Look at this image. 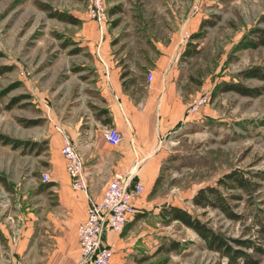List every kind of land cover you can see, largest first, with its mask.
Returning <instances> with one entry per match:
<instances>
[{
  "label": "rangeland",
  "instance_id": "obj_1",
  "mask_svg": "<svg viewBox=\"0 0 264 264\" xmlns=\"http://www.w3.org/2000/svg\"><path fill=\"white\" fill-rule=\"evenodd\" d=\"M107 2L109 30L121 31L138 45L142 40L135 33L143 31L142 28L148 27L155 36L167 37L169 31L177 30L179 23H188L200 14L202 24L197 30L187 29L192 36L199 32L205 34L191 39L182 36V45L188 51L180 61L187 89H201L210 96V101L201 107L203 121L197 124V132L191 130V134L175 141V150L164 162L156 187L150 192L155 208L144 215L140 227L142 232H148L145 237H151L152 245L141 252L136 264H227V258L206 248L205 241L193 229L179 221L164 223L160 211L171 196L176 197L184 208L231 240L249 237L254 232V216H264V79L244 74L254 67L264 72V44L249 43L253 37L250 31L264 28V0ZM113 2L128 4L121 9ZM130 2H136L137 6L130 7ZM194 2H200L202 7L198 15L192 14ZM88 3L89 0H0V66L10 67L0 75V133L30 143L14 147L0 141V173L7 177L9 188L16 185L14 181L18 178L41 177L50 172L48 142L53 127L50 96L59 82L64 85L67 70L77 69L81 61L91 63L88 52L68 53V48H75L70 35L83 29L82 20H91L87 15ZM42 4H48L49 10ZM111 6L121 13L113 15ZM55 10L66 15L76 14L82 19L79 24L66 22L50 15ZM138 16L135 22L133 18ZM60 53L64 61L58 60ZM92 70V67L86 69L91 73ZM231 82L259 89V93L244 95L223 90ZM17 97L19 100L7 108ZM32 120L39 122L32 123ZM231 171H238L259 184L251 194L219 186L234 209L244 215L242 219H231L218 208H201L186 202L200 188L218 186V179ZM5 190L9 191L0 182V203L7 196ZM172 241L177 248L172 249ZM259 257L260 264H264V253Z\"/></svg>",
  "mask_w": 264,
  "mask_h": 264
},
{
  "label": "crops",
  "instance_id": "obj_2",
  "mask_svg": "<svg viewBox=\"0 0 264 264\" xmlns=\"http://www.w3.org/2000/svg\"><path fill=\"white\" fill-rule=\"evenodd\" d=\"M113 3L121 9L128 4ZM136 4L130 2L129 6ZM111 7L113 15L121 13ZM200 16L179 23L167 37L142 28L135 33L142 40L140 45L121 31L111 32L110 22L101 32L96 21L82 20L83 29L70 35L75 48H68V53L88 52L91 63L85 58L80 67L67 70L64 85L59 82L51 92L50 181H43L42 176H25L13 180L16 185L4 191L7 196L0 203V264H87L81 257L78 227L86 219L89 203L102 197L117 173L130 174L134 181L143 180L145 192L136 200L138 213L123 232L106 230L104 243L115 244L113 264L140 261L141 252L152 245L151 237H145L148 232L140 227L144 215L155 208L150 192L156 187L164 162L175 150V141L191 134V130L196 133L197 124L203 121L202 109L189 111L203 91L187 89L180 61L187 50L181 43V27L196 31L202 24ZM133 20L138 21L139 16ZM60 54L58 60L64 61ZM89 67L92 73L86 71ZM151 72L154 76L149 81ZM58 126L64 128L83 156L87 191L72 184L61 153ZM109 126L117 127L123 135L117 146L106 139ZM193 196L186 202L192 203ZM170 199L162 207H183L176 197Z\"/></svg>",
  "mask_w": 264,
  "mask_h": 264
},
{
  "label": "built area",
  "instance_id": "obj_3",
  "mask_svg": "<svg viewBox=\"0 0 264 264\" xmlns=\"http://www.w3.org/2000/svg\"><path fill=\"white\" fill-rule=\"evenodd\" d=\"M191 9L193 15L201 13L200 2H194ZM87 15L91 20L98 23L100 31L103 32L110 19L107 0H89ZM181 33L186 39L192 38V32L184 26ZM106 74H109L107 67ZM153 76L152 72L149 73L148 80H152ZM209 101L210 96L202 94L193 101L189 111L192 113L197 112ZM57 130L62 134L61 153L65 159L66 170L72 184L76 189L87 191L88 184L86 182L83 156L64 128L58 126ZM105 136L113 146H117L123 138L122 133L115 126H109L106 129ZM42 177L43 181H50L49 173H44ZM133 178L130 174L117 173L108 182L102 197L89 203L86 219L78 227L83 263L113 264L115 244H105L104 234L106 230L117 233L123 232L128 221L138 213L136 200L145 192V182L141 179L134 182Z\"/></svg>",
  "mask_w": 264,
  "mask_h": 264
},
{
  "label": "trees",
  "instance_id": "obj_4",
  "mask_svg": "<svg viewBox=\"0 0 264 264\" xmlns=\"http://www.w3.org/2000/svg\"><path fill=\"white\" fill-rule=\"evenodd\" d=\"M42 7H44L46 10H49L48 4H42ZM50 15L70 23L80 22V19L76 16L72 14L66 15L62 12H59L58 10L50 12ZM203 33L204 32L196 33L192 37H203L205 35ZM251 34L253 37L249 42L250 45L259 46L264 44V28H254L250 31V35ZM187 51L188 49L184 55L187 54ZM8 69H10L9 66H0V75ZM244 74L264 79V72H262L259 67L250 68L246 70ZM124 76L125 73H122V77ZM223 90H235L244 95H256L259 93V89L247 88L240 82L226 83ZM1 97L2 93H0V110L2 104ZM17 100H19V97L13 98L11 103H8L6 107L11 108L14 102H17ZM37 122H39V120H32V123ZM0 141L4 144H12L14 147L26 146L30 144L27 140L14 138L4 133H0ZM32 143L36 145L37 141ZM0 182L10 189V184L7 177L1 173ZM220 185L225 189H242L251 194L253 191L257 190L259 184L252 181L251 178L238 173V171H231L226 173L222 178L218 179V186L208 185L202 187L193 196L192 202L194 206H199L201 208H218L231 219H242L244 215L234 209L227 199V196L223 193L222 188L219 187ZM233 197L237 198L236 196ZM160 216L166 224H170L173 221H179L187 227L193 229L205 241L206 248L215 250L221 256H225L227 258V264H260L261 258L259 256L264 253V216H254V222H252L254 232L251 233L249 237L234 238L233 240L217 232L208 224V222L203 221L199 216L195 215L187 208L182 206L172 204L164 206L160 211ZM251 230L252 228L249 229V232H251ZM231 241H233V243ZM171 244L172 249L177 248L175 242L172 241Z\"/></svg>",
  "mask_w": 264,
  "mask_h": 264
}]
</instances>
